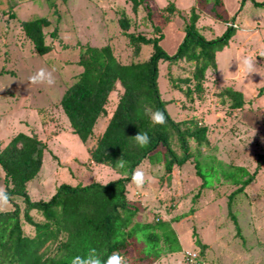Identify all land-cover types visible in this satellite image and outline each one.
Instances as JSON below:
<instances>
[{
    "label": "rangeland",
    "instance_id": "obj_1",
    "mask_svg": "<svg viewBox=\"0 0 264 264\" xmlns=\"http://www.w3.org/2000/svg\"><path fill=\"white\" fill-rule=\"evenodd\" d=\"M169 1L182 8L179 11L185 16H189L190 10L187 9L194 5L202 14L198 28L207 38L221 35L226 27L224 21L232 23L231 18L237 27L229 43L218 51L219 67L216 71H208L210 80L202 82V89L196 90L193 81H179L191 76L194 62L159 63L160 89L164 98L171 95L167 89L172 87L173 82L182 83L191 92L187 101L182 93H178V99H182V103L185 101L188 109L182 108L181 102L168 106L172 117L179 121L198 118L203 124L210 123L214 145L199 151L196 142L191 140L193 161L190 159L183 166H175L170 183L164 176L163 166L153 171L146 167L149 161L139 166L145 171L148 182L142 189L131 183L133 189L130 191L133 202L141 208L144 206L140 219L152 221L186 214L175 224L180 232L182 251L186 248L200 254V248L195 243L197 236H193L194 229L201 241L209 244L206 256H198L195 263L187 261L184 251L163 255L154 264H198L199 261L204 264H264V162L260 165L258 161L259 154L264 151V94L257 95L258 89L264 86V57L260 55L264 52V6L258 7L251 0H247L244 7L241 0H224L223 4L216 5L215 10L212 9L215 0H145L137 10L132 0H0V148L21 131L34 133L47 143L42 168L29 183L32 200L48 199L63 183L86 184L95 179L105 182L121 175L106 166L97 169L101 167L97 163L89 166L87 146L92 148L98 136L93 135L85 144L73 132L59 100L81 71L76 63L80 44H110L123 62L143 61L151 55V44L140 45V53L133 55L134 45L123 34L120 25L123 18L129 22L127 32L146 37L162 35L161 45L168 53H174L180 42L178 33L184 34L182 27L185 19L176 12L170 21L166 20L168 14L164 8ZM238 13L243 14L241 24ZM40 16L50 17L53 23L45 38L52 50L42 56L36 54L34 44L22 26L23 21ZM224 17L228 19L224 20ZM154 25L160 29L154 30ZM55 27L58 28L57 38L50 36ZM249 55L256 58L259 73L245 77L238 70L236 58L242 60ZM42 68L52 72L54 84H33L29 81V77ZM226 86L244 94L246 104L241 110L231 112L230 109L229 112L222 103L223 97L219 93ZM117 100L118 92H112L111 101L117 103ZM113 107L109 105L111 112ZM101 127L102 119L94 134H98ZM216 155L227 163L243 166L250 173L257 174L242 193L234 196L230 207L227 196L237 185L216 184L211 189H203L200 198L196 197L201 180L195 172L194 159L203 161L207 159L204 156ZM97 174L104 177L98 178ZM161 177L164 178L160 180ZM152 199L161 209L155 205L149 208ZM16 201L23 210L25 205L21 198H16ZM191 208L202 210L203 214L193 215ZM12 209L14 207L10 202L7 211ZM32 212L34 219L41 217L40 212ZM231 213L237 218L243 236L236 234ZM24 225L27 234L31 232L35 235L33 226ZM133 248L130 247L126 257L127 264H137Z\"/></svg>",
    "mask_w": 264,
    "mask_h": 264
},
{
    "label": "trees",
    "instance_id": "obj_2",
    "mask_svg": "<svg viewBox=\"0 0 264 264\" xmlns=\"http://www.w3.org/2000/svg\"><path fill=\"white\" fill-rule=\"evenodd\" d=\"M132 1L135 10L139 4L145 2ZM251 1L258 7L264 6V0ZM215 2L213 10L221 0ZM246 3L247 0H241L243 7ZM198 4L202 3L198 1ZM181 9L173 1H169L164 8L168 14L167 21H170L176 12L185 19L182 27L184 34L172 54L161 45L160 42L164 38L162 35L146 37L143 34L127 32L129 22L126 18L120 21V25L123 34L134 45L133 55L140 53V45H152L153 51L147 59L123 62L110 44H80L76 63L81 67V71L59 100L73 132L86 143L93 136L99 117L109 114L110 94L118 92V100L109 122L89 151L93 162L120 172L119 178L105 182L95 179L87 184L76 185L63 183L48 199L32 200L29 183L42 168L47 143L34 133L21 131L0 148V169L3 172L1 180L14 207L12 210L0 212V264H71L73 257L86 255L89 248L97 249L102 259H106L114 251L126 258L131 246L134 247V259L137 264H154L163 255L182 251L180 232L175 228V223L182 220L186 214L170 219L141 220L140 215L145 209L132 200L129 188L132 183L131 175L134 169L149 160L154 166L153 170L163 166L164 176L170 183L174 167L183 166L193 156L191 140L196 142L199 151L214 145L211 141L210 123L203 124L198 118L179 121L172 117L168 106L171 103H182V99L177 97L178 93H182L187 101L191 92L190 88L182 86V83L173 82L172 87L167 89L171 95L164 98L160 89L159 63L181 60L194 62L191 76H185L179 81H193L196 90L202 89V82L210 80L208 71L217 70L218 51L229 43L237 25L233 18L230 20L232 23L224 21V32L216 38H207L198 28L200 14L195 6L187 9L190 10L189 16L181 14ZM240 15L241 13L237 14L238 17ZM52 24L48 16L22 22L26 35L33 42L35 52L39 56L52 50L51 45L45 41L47 30ZM154 28L160 29L157 25H154ZM57 29L55 27L50 32L51 37L57 38ZM258 91L257 95L262 96L264 86ZM219 95L223 97L222 103L229 112L230 109L231 112L241 110L246 104L244 94L231 87H226ZM184 102L182 108L188 109ZM146 108L164 111L166 124H152L145 112ZM138 132L148 133L150 144L147 147L141 148L136 143L134 136ZM204 158L207 159H194L195 172L201 180L197 198H200L203 189H211L216 184L237 185L227 196L230 207L233 205L234 196L242 193L257 175L255 172L250 173L243 166L227 163L217 155ZM121 159L127 162L124 168L117 167V161ZM262 159L264 151L258 156L260 165L264 162ZM151 164L149 163L150 166ZM255 171L258 172L259 168L256 167ZM162 178L164 177L160 180ZM18 197L24 202L23 210L16 201ZM153 205L155 201L152 199L149 208ZM156 207L161 209L160 205ZM32 210L40 212L41 217L34 219ZM190 211L194 214L196 208H191ZM233 213L231 217L235 223L236 234L243 236L241 226ZM24 223L34 227L35 235L31 232L27 234ZM193 236H197L195 243L200 248V254L196 258L200 255L206 256L209 244L201 241L196 229L193 230ZM195 259L187 261L195 263L198 261ZM198 264L204 263L199 261Z\"/></svg>",
    "mask_w": 264,
    "mask_h": 264
},
{
    "label": "clouds",
    "instance_id": "obj_3",
    "mask_svg": "<svg viewBox=\"0 0 264 264\" xmlns=\"http://www.w3.org/2000/svg\"><path fill=\"white\" fill-rule=\"evenodd\" d=\"M260 55L264 57V52H262ZM236 59L238 61V70L241 73H243L245 77H250L252 73L258 72L256 68L255 57L249 55V56H245L242 60L239 57H237ZM29 81L33 84L46 83L48 85H52L55 83L52 72L45 70L43 68L40 69L35 74H33L32 76H30ZM145 112L149 115L152 124L154 125L166 124L167 117L165 116L164 111L160 109H156L155 111H152L150 108H146ZM134 138L138 146L141 148L147 147L150 144V137L147 132H143V133L138 132L134 136ZM126 164L127 162L122 159L117 161V167L119 168L126 167ZM131 181L136 186L137 189H142L145 183L148 182V178L146 177L145 171L138 166L132 172ZM9 203H10V197L8 192L4 188L0 187V212L7 211V206L9 205ZM186 251H191V250H186ZM71 264H127V260L122 254L115 251L112 254L108 255L106 259H102V256L100 253H98L97 249L89 248L86 255L83 256L77 255L73 257Z\"/></svg>",
    "mask_w": 264,
    "mask_h": 264
},
{
    "label": "crops",
    "instance_id": "obj_4",
    "mask_svg": "<svg viewBox=\"0 0 264 264\" xmlns=\"http://www.w3.org/2000/svg\"><path fill=\"white\" fill-rule=\"evenodd\" d=\"M27 1V0H26ZM236 1H238V0H236ZM222 2H224V0H221V2L219 3V4H223ZM222 15V14H221ZM242 13H241V15L239 16V18L241 19V22H240V24L243 22V19H242ZM201 17H202V14H200V19H201ZM225 19H228V17H224ZM200 19H199V21H200ZM229 19H230V17H229ZM199 21H198V23H199ZM199 26V25H198ZM208 28H210V29H212V27L211 26H209L208 25ZM183 30V29H182ZM250 30H253L252 28H250ZM200 31L202 32V30L200 29ZM203 33V32H202ZM204 34V33H203ZM178 36H179V40H181V38H182V35L180 34V33H178ZM220 52V51H219ZM219 56H218V53H217V61L219 60ZM219 67V66H218ZM219 74V73H218ZM218 76H221V74H219ZM220 78V77H219ZM226 87H230V86H226ZM225 87V88H226ZM114 93V92H113ZM63 95V94H62ZM111 95H112V93L110 94V100H109V104H108V112H109V114L108 115H101L100 117H99V119H98V121H97V123H96V125H95V127H97L98 126V124H99V121L102 119V127H101V129H99L98 131H97V133L98 134H93V135H95L96 137L98 136H100L103 132H104V130H105V128H106V126H107V124H108V122H109V119H110V116H111V111L109 110V105H112V106H114L113 107V110H114V108H115V106H116V103H113L112 101H111ZM114 95V94H113ZM178 97V96H177ZM179 98V97H178ZM61 99V98H60ZM104 119L106 120L105 122H104ZM72 129V128H71ZM95 129V128H94ZM88 141H89V139H88ZM88 141L85 143V144H87L88 143ZM95 145V144H94ZM91 149V146H87V150H88V155H89V158H88V161H87V163L89 164V166L91 167L92 165H94L95 164V162H93L92 160H91V157H90V150ZM146 161H149V160H145L143 163H145ZM149 163L151 164V162L149 161ZM97 164H99V163H97ZM101 165V167H98L97 169H101L102 167H105V165L104 164H100ZM149 166V168H148V170L150 169V170H153V168L152 167H154L152 164H151V166L148 164L146 167H148ZM89 167V168H90ZM106 168V167H105ZM93 171V170H92ZM174 172H175V169H173V171H172V175H174ZM3 172H2V170L0 169V183H1V186L0 187H2V188H4V183L2 182V180H1V176H3V174H2ZM97 176H98V178L99 177H104V175H98L97 174ZM173 177V176H172ZM3 178V177H2ZM101 182V181H100ZM83 184H85V183H83ZM87 184V183H86ZM76 185V184H75ZM129 188L130 189H133V186H129ZM196 213V214H195ZM194 214L195 215H200V214H203V211L202 210H199V211H196ZM193 214V215H194ZM175 224H177V223H175ZM180 225H181V223H180ZM179 225V227H181ZM189 233V232H188ZM186 249V248H185ZM180 252H182V251H180Z\"/></svg>",
    "mask_w": 264,
    "mask_h": 264
},
{
    "label": "built area",
    "instance_id": "obj_5",
    "mask_svg": "<svg viewBox=\"0 0 264 264\" xmlns=\"http://www.w3.org/2000/svg\"><path fill=\"white\" fill-rule=\"evenodd\" d=\"M185 255L187 256V259L190 261L194 260L197 257V253L193 251H186Z\"/></svg>",
    "mask_w": 264,
    "mask_h": 264
}]
</instances>
